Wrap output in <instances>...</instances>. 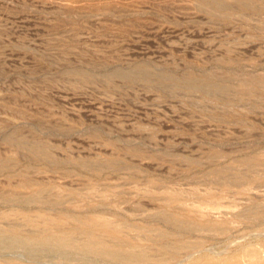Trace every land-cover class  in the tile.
<instances>
[{"label": "rangeland", "instance_id": "374dc122", "mask_svg": "<svg viewBox=\"0 0 264 264\" xmlns=\"http://www.w3.org/2000/svg\"><path fill=\"white\" fill-rule=\"evenodd\" d=\"M197 1L202 5L199 0H0V159L14 167L0 171V212L17 209L4 203L12 193L30 190L22 187L21 171L57 191L86 193L91 183L102 192L118 191L125 202L105 215L121 214L136 224L160 226L147 218L160 205L139 195L131 180L144 184L151 179L174 188L184 195L180 204L200 206L217 219L231 218L248 197L264 199V184L251 185L248 195L236 193L247 185L223 194L207 177L213 167L238 165L253 156L264 160V0H255L256 10L245 11L247 16L233 0H225L233 4L229 12L214 10L216 15ZM141 67L151 72L149 82L114 77ZM159 75L213 81L231 91L226 100L179 87L159 89ZM251 87L254 96L248 95ZM11 136L46 145L58 163L32 161L8 142ZM114 157L134 169L94 175L74 164ZM193 189L225 195L227 209L208 211L212 206L187 194ZM69 202L47 210L89 208ZM249 226L238 223L230 235L206 236V250L225 252L264 237L259 227ZM20 251L0 250V258L30 264L33 258ZM59 263L42 259V264Z\"/></svg>", "mask_w": 264, "mask_h": 264}, {"label": "bare ground", "instance_id": "6f19581e", "mask_svg": "<svg viewBox=\"0 0 264 264\" xmlns=\"http://www.w3.org/2000/svg\"><path fill=\"white\" fill-rule=\"evenodd\" d=\"M199 1L202 5H205V7L207 6L208 9H211L212 13L215 10L219 13L225 12V14L226 11L229 12L230 8L233 7H231V5L234 4V1L235 4H237L235 7L238 8L240 13L244 12V14H246L245 11L256 10V4H258L255 0H233V4L226 2L225 0ZM198 4L200 5V3ZM202 8L204 7L202 6ZM257 13L258 12H256V15ZM225 14H223V16ZM245 16H247V14ZM78 76H81V74ZM151 76L152 74L149 70L141 67L129 73L117 72L114 77L127 79L128 81L141 80L149 82L152 79ZM157 78L159 79L157 84L159 89L179 87L191 93L195 92V94L196 91L201 92L203 97L206 98L223 96L226 99L231 91L228 85L214 83L213 81L201 84L190 78L187 80L183 79L186 81L180 80V78H171L167 75H159ZM250 89L248 95L254 96L256 91H254L252 87ZM8 142L20 150L26 151L32 156V161L34 162L51 164L58 163L49 148L44 144L35 141H26V139L18 136L8 137ZM12 158L13 161L15 158ZM6 162L8 163V161ZM6 162L3 160L0 161V171H6L13 167H10ZM74 164L78 165L84 171L86 170L94 175L106 169L120 171L121 174V171L129 170L133 166L128 165L115 157L83 162L76 161ZM31 167L34 166L32 165ZM241 167L242 169L244 168L245 171H242ZM132 169H134V167ZM21 173V177L23 175L26 177L22 183V187H27L26 189L29 188L30 190L26 193L17 192L14 195L11 192L13 196L11 195V197L9 196L10 198L5 200L4 203H9L17 209H14L13 211L9 210L10 212H0V250L1 252L9 251V253L10 251L23 250L25 252L24 254L27 253L28 257L30 256L33 258V261H31L30 264H42V259L44 258L59 259L62 261V264H65V261L67 264H264V237H260L255 243L250 242V244H248L249 242H247V240V244H236L235 247L233 246L228 250H225V252L224 250L223 252L207 251L203 240L207 239L206 236L221 237L224 235L225 237L230 235V230L238 223H245L250 226L259 227L260 232H264V199L253 201L248 197L249 203L242 208L238 207L240 208L239 210L231 211V218H226L224 217L225 215H220V217L223 218L217 219L211 218L210 215L207 214L208 212H205L200 206L190 205L191 207H189L186 203L180 204V202L184 200L182 197L184 195L181 194V191V193H179L178 190L174 188H172L174 189L172 190L171 187L167 188L168 186L165 187L163 186L164 184L162 185L157 181H150L151 179L149 181L147 179L144 184L131 180L133 184L132 186L139 191V195L144 193L150 199L157 201L160 205L159 211L150 213L147 217L149 219H155L161 224L160 226L151 223L136 224L129 221L130 218L126 219L125 216L121 214V216L119 214L113 215L114 219L105 215V210L117 212V209L125 202L118 191L106 190L105 192H102L97 188L99 186H96L95 183L88 185L86 193H82L81 191H57L58 187L57 189L53 186L44 188L43 184H40V182L29 180L26 176L27 174L25 175V171L24 173L21 171ZM127 173L129 172L127 171ZM116 174L118 175L117 172ZM205 175L206 174L203 176ZM207 177L211 179V182L222 189L221 193L223 194L232 191L233 187H245L247 185L248 187L245 189L238 188L239 191H236V193L240 195H248L246 192L252 187L251 185L264 184V160L261 156H253L241 160L238 165L215 169L213 167L212 172H210ZM207 177L205 179H208ZM202 181L200 183H202ZM207 185L209 186V184ZM138 187L140 188L138 189ZM255 187L257 186L255 185ZM263 187L264 185L262 188ZM259 188L261 187L259 186ZM197 190L193 189V191H186V193L188 192L187 194H190L192 196L191 198L201 200L202 205L206 202L208 205L212 206V208L210 207V209H207L208 211L211 209H219V211L223 208L227 209V207L225 208L223 206V202L225 203V201H223L226 197L225 195L219 193L210 194L209 192L211 191L207 190H205V192L207 191L206 193L204 192L205 194H201ZM202 190L200 189V191ZM234 191L235 190L232 192ZM109 192L114 193L115 196L109 198ZM187 194L186 197H189ZM210 197H212V200H207ZM68 201H70L69 203L72 201L81 202L90 209L88 208L86 212L81 213L66 211L50 213L47 210L52 207H62ZM227 202H229V205L231 204L230 201ZM34 204H38L42 207H39L40 210L36 212H31L25 209V207ZM208 205L207 207H209ZM219 207H221V209ZM230 209H234V207ZM228 212L230 211H227V213ZM220 213L224 214L226 212L222 211ZM246 227H244V229ZM245 230L243 233H245ZM246 231L251 232V230ZM231 235L234 236L232 232ZM239 241L241 242V240ZM224 244L226 246L227 243L225 242ZM0 264L26 263L7 259L6 257L5 260L1 259Z\"/></svg>", "mask_w": 264, "mask_h": 264}]
</instances>
